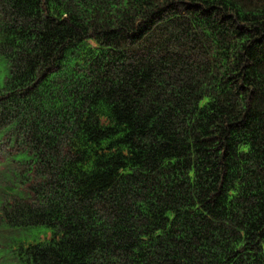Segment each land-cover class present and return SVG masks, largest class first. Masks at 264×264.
<instances>
[{
    "label": "trees",
    "instance_id": "16d2710c",
    "mask_svg": "<svg viewBox=\"0 0 264 264\" xmlns=\"http://www.w3.org/2000/svg\"><path fill=\"white\" fill-rule=\"evenodd\" d=\"M39 226L10 262L264 264V0H0V251Z\"/></svg>",
    "mask_w": 264,
    "mask_h": 264
},
{
    "label": "rangeland",
    "instance_id": "374dc122",
    "mask_svg": "<svg viewBox=\"0 0 264 264\" xmlns=\"http://www.w3.org/2000/svg\"><path fill=\"white\" fill-rule=\"evenodd\" d=\"M52 230L50 228L39 226L33 228L20 229L16 231V235L12 241L0 251V264H16L15 261L10 262L8 251L16 249L20 244L29 245L45 240H50ZM7 259V260H6Z\"/></svg>",
    "mask_w": 264,
    "mask_h": 264
}]
</instances>
